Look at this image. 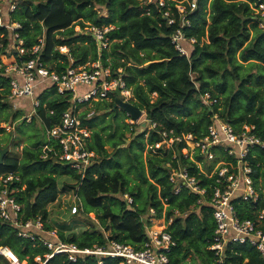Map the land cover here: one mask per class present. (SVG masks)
Masks as SVG:
<instances>
[{
	"label": "trees",
	"instance_id": "obj_1",
	"mask_svg": "<svg viewBox=\"0 0 264 264\" xmlns=\"http://www.w3.org/2000/svg\"><path fill=\"white\" fill-rule=\"evenodd\" d=\"M17 1L16 10L0 25V56L14 55L19 63L38 59L58 73L70 67L100 63L111 71L107 80L122 78L133 92L132 103L146 113V127L141 133L140 124L121 123V114L123 120L131 117L119 109L112 110L116 98L121 97L119 91L108 99L94 101L95 111L90 118L88 111L80 112L81 121L92 132L86 149L96 154L84 177L58 161L60 147L54 141L24 147L22 156L7 154L0 166V178L20 176L16 183L20 190L14 196L23 207L24 219L41 217L46 230H52L48 206L58 199V178L69 177L75 180V185L69 188L80 199V212L74 217L83 218L88 228L81 235L68 236L60 230L59 241L92 247L114 240L139 248L147 240L141 218L148 217L150 209H155L156 218H161L166 204L167 219L174 217L168 232L177 242L169 255L170 261L214 264L215 255L209 248L216 223L209 205L210 195L205 197V204L197 205L200 196L186 188L176 193L170 175L173 169L186 168L207 188L215 183L216 177H207L196 164L208 162L204 156L185 158L181 153L183 144L162 145L158 149L156 145L163 141L162 132L203 138L212 124V116L201 99L208 93L214 100L213 111L223 121L237 131L246 124L256 126V133L264 138V29L253 18L249 5L252 0H197V10L190 16L191 27L184 30L186 37L197 41L188 47L189 58L172 46L171 36L176 27L167 25L155 4L150 5L151 14L147 15L138 0ZM10 21L21 25L18 33L26 49L21 56L10 48ZM77 26L82 30L90 26H114L108 34L110 46L100 49L93 36L77 32ZM37 46L39 51L33 54ZM60 47H67V53L61 52ZM11 79L5 69H0V101L8 99ZM35 100L39 107L35 108L33 122L34 118L39 119L46 132L62 123L66 111L79 112L93 102L76 103L72 93L59 94L51 82L39 85ZM12 103L8 99L1 110ZM22 116L19 110L13 118ZM24 121L28 122L27 117ZM153 124L156 128L149 130ZM4 132L0 125V134ZM129 139L131 143L125 146ZM145 150L149 151L147 169L142 157ZM220 159L205 165V172L210 174ZM223 159L228 160L224 155ZM249 160L260 199L256 205L241 199L234 203L240 218L255 220V213L264 209V192L259 187L260 180L264 181V149H254ZM126 194L133 198L132 205L124 199ZM91 213L95 214V220L89 217ZM147 225L152 223L147 221ZM2 247L9 248L20 262L28 260L29 264H35L37 256L44 258L49 254L38 240L19 238L17 229L0 218ZM224 261L264 264L260 252L249 244H228ZM5 262L0 255V264ZM48 264L98 262L87 257L72 263L56 255ZM104 264L118 261L105 259Z\"/></svg>",
	"mask_w": 264,
	"mask_h": 264
},
{
	"label": "built area",
	"instance_id": "obj_2",
	"mask_svg": "<svg viewBox=\"0 0 264 264\" xmlns=\"http://www.w3.org/2000/svg\"><path fill=\"white\" fill-rule=\"evenodd\" d=\"M138 1L147 15L151 14L150 5L155 4L167 25L176 27L171 36V44L180 55L189 58L188 47L196 44L197 41L195 38L186 37L184 30L191 27L190 16L197 10V0ZM17 5V0H0V25L3 26L6 18L16 10ZM249 5L255 22L258 23L259 28L264 29V0H252ZM9 27L12 30V40L16 43L14 48L21 56L26 52L24 41L18 33L21 25L10 21ZM114 29V26L102 28L90 26L85 30L79 26L76 27L79 33L91 34L100 49H107L110 46L108 34ZM39 48V46L33 48L32 53L38 52ZM60 51L66 52L68 49L60 47ZM5 73L12 76L8 99L13 103L23 98L31 99L34 113L35 108L39 107V102L35 100L36 90L39 85L46 82L54 84L59 94L72 93L76 103L108 99L109 95L115 91H119L121 95L119 98L126 102L133 99V92L127 87L126 82L122 78L107 80L111 76V71L109 68L102 67L100 63L78 68L70 67L67 71L58 73L48 69L38 59L21 63L16 60L12 66L5 68ZM82 88L88 91L80 95ZM201 99L212 116V124L208 127L207 134L199 139L193 134L169 136L167 132H162L163 141L157 144L156 148L162 145L172 147L178 143L183 144L181 153L187 159L191 158L190 156H196L191 153L192 148L199 153L198 155L204 156L210 164L218 157L221 158L210 174L205 172L207 169L201 167L203 163H196L207 177H216L215 183L209 188L203 187L197 177L192 176L186 168L173 169L170 181L176 185V193L186 188L190 193L199 195L197 205L205 204V197L210 195L209 205L216 223L214 241L209 248L215 255L214 264H225V249L228 244H249L255 247L264 259V209L255 213V220L242 219L234 203L235 200L241 199L256 205L260 199V194L254 185V169L249 157L254 149H264V138L256 133V126L246 124L237 131L223 121L219 114L213 111L214 100L209 93L202 95ZM92 115L93 113H89L88 118ZM156 126L153 124L149 130L155 129ZM90 132L88 126L84 125L80 119V111L75 110L63 113L62 123L47 131L50 141L56 142L60 147L58 161L68 164L73 170L82 174V177L85 176L96 157L94 152L86 149V142L91 137ZM223 155L228 160L225 161ZM19 181L20 176L16 174L0 178V218L17 229L19 238L38 240L47 247L49 254H46L44 258L36 257L35 264H48L49 260L56 255L64 256L72 263H76L79 259L93 257L97 259L98 264H104L105 259L116 260L118 264H173L169 255L177 242L168 232L174 217L167 219L166 204L161 218H156L155 209H150L148 217L141 218L146 229L147 240L139 248L114 240H109L104 245L80 247L74 243L59 241L58 230H46L41 217L24 219L23 207L14 196V193L20 190L16 187ZM124 199L129 205L133 204L131 196L126 194ZM79 212L80 207L75 204L70 209V216H75ZM147 221L152 225H147ZM157 221L159 224L153 227V223ZM3 248H0V255L8 259L2 251ZM11 263L24 264L18 258Z\"/></svg>",
	"mask_w": 264,
	"mask_h": 264
},
{
	"label": "rangeland",
	"instance_id": "obj_3",
	"mask_svg": "<svg viewBox=\"0 0 264 264\" xmlns=\"http://www.w3.org/2000/svg\"><path fill=\"white\" fill-rule=\"evenodd\" d=\"M10 44H11L10 48L14 49V46L16 44L15 41L12 40ZM63 53H67V51ZM15 61L16 58L14 55L10 57H5L3 55L0 56V69H5L12 66ZM84 90L85 89L83 88L80 89V95L83 94ZM1 93L2 92H0V96L2 95ZM22 100L28 102L29 98H23ZM94 101L96 100L93 99V102H90L87 105V107H83L80 110V112L83 113L88 111L89 113H94L95 111ZM132 101L133 99L130 101V103H132ZM0 102H1L0 125H2V127L5 129V132L0 134V146L1 149H5V148L8 149L7 154H10L12 156L13 155L22 156L24 147H34L35 145L43 144L51 140L41 121L39 119L35 120L34 118V122H33V117H35L36 113H34V109L32 110L34 106L31 100L25 105L21 104L22 101L19 100L15 103H12L11 107H8V109L6 110H1L2 107L1 105L3 103H8V99L5 98ZM19 110L23 113V116L21 118L18 117L14 119L13 115H15ZM24 117H27L28 120L27 123L24 121ZM123 119H124V115L121 114L120 115L121 123H123V121L128 124L133 123L132 120H123ZM145 119H146V113L144 112L143 117L137 123H135L138 125L140 124L141 126L139 130L140 133L142 132V129L143 131L145 130L144 129L146 127ZM90 134L92 135V132H90ZM127 134L128 136H130V132H127ZM131 141L132 139H129L125 146H128L131 143ZM18 144H20L19 147H17ZM107 149L109 152L113 151V149L109 146L107 147ZM191 153L195 155L199 154L197 151H194L193 148ZM148 154L149 151L145 150V152L142 155L143 161L146 165V169H147ZM190 157L191 158L189 159L191 160L195 159V157L192 156ZM206 163H207L206 165L210 164V162H206ZM215 166H217V164ZM201 167L204 169L205 164L203 163ZM58 184H59L58 199L55 203H52L48 206V210L50 212L48 223L53 229L58 231L60 230L64 231L66 236L70 234L81 235L82 232L88 228V223H86L83 218L80 219L78 217L70 216L71 207L75 204L79 206V202H80V199L77 196L75 190L69 188L71 185H75V180L69 177H59ZM259 187L262 189V192H264V181L262 179L260 180ZM77 189H79V186ZM89 217L95 220L94 213L89 214ZM157 224H159L158 221L155 224L153 223V227L157 226ZM106 235H108V233ZM5 261L7 262V264H12L11 261L7 258H5ZM23 263L29 264L28 260L23 261Z\"/></svg>",
	"mask_w": 264,
	"mask_h": 264
},
{
	"label": "water",
	"instance_id": "obj_4",
	"mask_svg": "<svg viewBox=\"0 0 264 264\" xmlns=\"http://www.w3.org/2000/svg\"><path fill=\"white\" fill-rule=\"evenodd\" d=\"M120 109L121 111H124L128 116L131 117L132 124L137 123L142 117L144 112L136 105L130 102H126L122 100L121 98H116L114 106H113V111H116L117 109ZM112 110H107L106 112H110ZM145 126V125H144ZM8 149H0V166L3 165L4 158L7 156ZM3 253H6V251H9V254L12 255L13 253L11 250L7 247H4L2 249ZM14 255V254H13Z\"/></svg>",
	"mask_w": 264,
	"mask_h": 264
},
{
	"label": "bare ground",
	"instance_id": "obj_5",
	"mask_svg": "<svg viewBox=\"0 0 264 264\" xmlns=\"http://www.w3.org/2000/svg\"><path fill=\"white\" fill-rule=\"evenodd\" d=\"M5 255H6V256L8 257V259H9L10 261H12V262L16 259L15 256H13V254H12V255L9 254V251H6Z\"/></svg>",
	"mask_w": 264,
	"mask_h": 264
},
{
	"label": "crops",
	"instance_id": "obj_6",
	"mask_svg": "<svg viewBox=\"0 0 264 264\" xmlns=\"http://www.w3.org/2000/svg\"><path fill=\"white\" fill-rule=\"evenodd\" d=\"M31 99H29V101H30ZM22 101V103L21 104H23V105H25V104H27L28 102H25V101H23V100H21ZM31 102H33L32 100H31Z\"/></svg>",
	"mask_w": 264,
	"mask_h": 264
},
{
	"label": "clouds",
	"instance_id": "obj_7",
	"mask_svg": "<svg viewBox=\"0 0 264 264\" xmlns=\"http://www.w3.org/2000/svg\"><path fill=\"white\" fill-rule=\"evenodd\" d=\"M14 254V253H13ZM15 258H17V257H15Z\"/></svg>",
	"mask_w": 264,
	"mask_h": 264
}]
</instances>
